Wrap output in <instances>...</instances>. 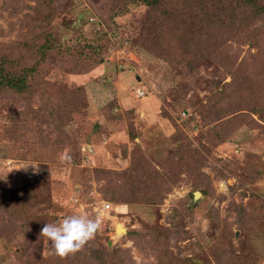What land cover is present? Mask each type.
<instances>
[{
  "label": "rangeland",
  "instance_id": "obj_1",
  "mask_svg": "<svg viewBox=\"0 0 264 264\" xmlns=\"http://www.w3.org/2000/svg\"><path fill=\"white\" fill-rule=\"evenodd\" d=\"M249 11L0 0V56L41 58L20 95L0 90V264H264V14ZM70 214L100 227L57 256L40 229Z\"/></svg>",
  "mask_w": 264,
  "mask_h": 264
},
{
  "label": "clouds",
  "instance_id": "obj_2",
  "mask_svg": "<svg viewBox=\"0 0 264 264\" xmlns=\"http://www.w3.org/2000/svg\"><path fill=\"white\" fill-rule=\"evenodd\" d=\"M66 158V157H65ZM99 220L83 214H70L52 223H45L40 229L44 243L57 256L79 250L99 229Z\"/></svg>",
  "mask_w": 264,
  "mask_h": 264
},
{
  "label": "trees",
  "instance_id": "obj_3",
  "mask_svg": "<svg viewBox=\"0 0 264 264\" xmlns=\"http://www.w3.org/2000/svg\"><path fill=\"white\" fill-rule=\"evenodd\" d=\"M218 2H227L230 4V1H236L237 4H241L245 9L250 10V14H259L263 16L264 6H260L258 0H215ZM142 3L154 7L160 0H141ZM45 50H48L46 45L40 46L39 53L41 57L45 53ZM43 58V57H42ZM41 58H37L35 61L27 63L26 65L18 58L10 57L5 54L0 56V90L2 91H11L18 93L24 89L27 84L28 77L36 68L37 64L41 63ZM43 60V59H42ZM103 254V253H102ZM101 254V259L103 257H108V261H111V254L104 253ZM116 264V263H111Z\"/></svg>",
  "mask_w": 264,
  "mask_h": 264
},
{
  "label": "crops",
  "instance_id": "obj_4",
  "mask_svg": "<svg viewBox=\"0 0 264 264\" xmlns=\"http://www.w3.org/2000/svg\"><path fill=\"white\" fill-rule=\"evenodd\" d=\"M148 107L152 109V111L154 112V114L156 113L155 110H154V109H155V105H153V106L149 105ZM135 111H137V108H135ZM139 111H140V110H139ZM141 111H142V110H141ZM145 112L148 113V110L146 109ZM143 113H144V112H143ZM145 114H146V113H145ZM86 147L89 148V147H91V146H89V145L86 144ZM91 151H92V149H90L88 152H91Z\"/></svg>",
  "mask_w": 264,
  "mask_h": 264
},
{
  "label": "water",
  "instance_id": "obj_5",
  "mask_svg": "<svg viewBox=\"0 0 264 264\" xmlns=\"http://www.w3.org/2000/svg\"><path fill=\"white\" fill-rule=\"evenodd\" d=\"M197 193H198V195H196ZM199 194H200L199 192H195V193H194V196L197 197V196H199ZM121 227H122V226H121ZM119 228H120V226L117 225V226H116V231H119ZM121 231H124V228H123V227H122V230H121Z\"/></svg>",
  "mask_w": 264,
  "mask_h": 264
},
{
  "label": "built area",
  "instance_id": "obj_6",
  "mask_svg": "<svg viewBox=\"0 0 264 264\" xmlns=\"http://www.w3.org/2000/svg\"><path fill=\"white\" fill-rule=\"evenodd\" d=\"M143 94V91H140V93H138V95H142ZM109 207V205L108 204H106L105 205V208H108Z\"/></svg>",
  "mask_w": 264,
  "mask_h": 264
}]
</instances>
